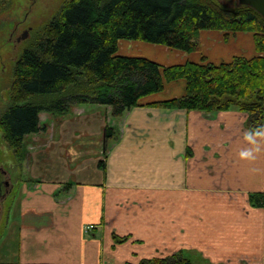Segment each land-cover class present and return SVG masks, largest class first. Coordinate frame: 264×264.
I'll return each mask as SVG.
<instances>
[{
	"label": "crops",
	"instance_id": "1",
	"mask_svg": "<svg viewBox=\"0 0 264 264\" xmlns=\"http://www.w3.org/2000/svg\"><path fill=\"white\" fill-rule=\"evenodd\" d=\"M206 32L212 51L202 42L198 58L186 52L178 63L229 60L239 39L254 50L250 34ZM123 41L118 52L133 55L121 51ZM217 54L223 59H208ZM184 93L182 80L168 83L117 117L97 104L40 112L41 129L24 136L30 175L9 176L0 264H137L179 252L194 264H264V206L249 200L264 193V143L256 159L239 157L250 145L248 114L236 108L206 114L148 104ZM105 125L116 139L104 141ZM12 213L15 250L6 241Z\"/></svg>",
	"mask_w": 264,
	"mask_h": 264
},
{
	"label": "trees",
	"instance_id": "2",
	"mask_svg": "<svg viewBox=\"0 0 264 264\" xmlns=\"http://www.w3.org/2000/svg\"><path fill=\"white\" fill-rule=\"evenodd\" d=\"M35 31L13 63L11 102L0 114L3 140L17 159L23 155L24 136L41 129L42 111L67 112L73 105L91 103L110 106L117 117L179 80L185 84L184 94L148 104L206 114L233 107L248 114V129H262L264 18L248 5L217 0H63ZM202 31L221 33L225 40L250 34L254 54L219 62L202 55L199 61L162 64L118 52L120 41L140 40L201 53ZM103 137L116 139V129L105 125ZM249 200L264 206V193H252ZM137 264L194 263L179 252Z\"/></svg>",
	"mask_w": 264,
	"mask_h": 264
},
{
	"label": "rangeland",
	"instance_id": "3",
	"mask_svg": "<svg viewBox=\"0 0 264 264\" xmlns=\"http://www.w3.org/2000/svg\"><path fill=\"white\" fill-rule=\"evenodd\" d=\"M62 1L63 0H0V114L2 110H4L11 102L10 81L12 78V66L15 59L18 57L21 48L27 44L28 39H33L36 32L35 28H39L42 24H44L45 21H47L52 16L53 13L59 8ZM217 1L224 4L232 5L238 0ZM24 32H26V34L24 38H22L21 35ZM205 32H203L202 42L204 49L203 51L207 54L208 52L210 53L212 51L214 44L210 45L205 36L207 32ZM215 35L219 36L221 35V33L216 32ZM237 41L238 42H236L235 40L236 43L229 45L228 49H230V52L233 51L234 54H240L239 52H241L243 53L242 55L246 56H251L254 54V50H249V48H247V43L245 40L239 39ZM123 42L128 43L127 48L125 46L121 48V51L123 53L132 52L133 50L136 51L134 52V54L136 55H142L150 59H154L160 63L165 62V64L181 62L179 60L182 59L186 54L185 51L176 50L169 47H165L164 45L152 44L140 40H127ZM133 42H140L145 44H141L139 46V44H135ZM177 51H181V53H177ZM195 53L197 54L198 58V54H200L198 52H191L190 55H195ZM219 56L220 54H217L215 59H213V57H208V59H212L214 61L223 59V55H221L220 58L217 59ZM82 105L84 107H91L95 104L85 103ZM23 142V149L25 152L21 156V158L17 159L12 150L5 144L3 140V135L0 131V167L7 170L8 176H12L13 180L16 175H18V178H27V176L30 175V171L28 170L29 158L27 156L30 153L27 144L28 138H24ZM89 143L90 142L88 141L86 145ZM77 144L76 147H78ZM6 216L7 214L2 215L0 219L1 223H5L4 221L6 219ZM15 218V214L12 213L11 218L9 219L10 230L6 235L7 246L9 248L12 247L11 250L16 249L17 238L15 230L16 226L14 224ZM1 223L0 236L3 234L4 231V227ZM7 250L8 248L5 245L0 246L1 253L3 252L6 254Z\"/></svg>",
	"mask_w": 264,
	"mask_h": 264
},
{
	"label": "clouds",
	"instance_id": "4",
	"mask_svg": "<svg viewBox=\"0 0 264 264\" xmlns=\"http://www.w3.org/2000/svg\"><path fill=\"white\" fill-rule=\"evenodd\" d=\"M258 137H264V130L258 128H250L245 134V140L250 145L247 148L241 150L238 155L240 158L254 160L256 159V153L262 150L261 144L264 141L258 139Z\"/></svg>",
	"mask_w": 264,
	"mask_h": 264
},
{
	"label": "flooded vegetation",
	"instance_id": "5",
	"mask_svg": "<svg viewBox=\"0 0 264 264\" xmlns=\"http://www.w3.org/2000/svg\"><path fill=\"white\" fill-rule=\"evenodd\" d=\"M12 188L13 184L10 182L7 170L0 167V211L5 205V200L11 193Z\"/></svg>",
	"mask_w": 264,
	"mask_h": 264
},
{
	"label": "water",
	"instance_id": "6",
	"mask_svg": "<svg viewBox=\"0 0 264 264\" xmlns=\"http://www.w3.org/2000/svg\"><path fill=\"white\" fill-rule=\"evenodd\" d=\"M238 3L252 7L264 18V0H238Z\"/></svg>",
	"mask_w": 264,
	"mask_h": 264
}]
</instances>
